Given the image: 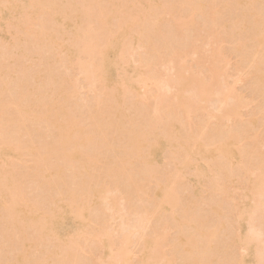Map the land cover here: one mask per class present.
Returning a JSON list of instances; mask_svg holds the SVG:
<instances>
[{"label":"bare ground","instance_id":"1","mask_svg":"<svg viewBox=\"0 0 264 264\" xmlns=\"http://www.w3.org/2000/svg\"><path fill=\"white\" fill-rule=\"evenodd\" d=\"M193 24L199 38L202 24L214 39L209 81H193L179 67L192 44L188 26ZM230 41L241 63L254 48L264 47V0H0V264H86L83 255L97 242L101 264H130L135 254L127 235L117 245L107 233L89 229L94 217L100 218L91 206L110 199L117 207L113 188L139 214L140 224L155 210L172 213L157 219L152 232L170 226L174 250L184 256V264L221 258L231 264H264V235L257 236L256 230L261 222L253 219L264 203V175L247 182L235 234L234 224L229 234L224 221L225 212L235 209L231 202L212 194L205 205L196 206L193 199L205 179L220 192L235 182L240 169L232 167L245 164L246 157L245 148L237 152L240 134L220 129L219 141L181 136L183 116L198 113L214 94L225 99L218 59L220 44ZM142 46L146 51L135 54ZM158 55L170 59L174 74L145 70L144 62ZM263 65L264 52L251 76L262 91ZM74 72L82 85L100 93L87 109L95 130L81 118L88 101L78 91ZM151 83L157 93L153 119H148L142 90ZM170 93L178 99L172 109L179 111H172L166 122L160 111ZM225 103L226 116H235ZM104 115L117 118L107 121L115 125L113 136L103 127ZM136 115L144 117L142 127ZM121 131L127 139L123 149L115 143ZM164 151L172 154L175 170L170 173L156 165ZM26 157L35 164L31 179L17 173ZM135 163L150 173L138 178L133 171L123 179V171ZM65 169H76L69 187ZM164 237L147 240L137 263L160 264ZM236 244L246 250L245 257L233 252ZM226 253L230 259H224Z\"/></svg>","mask_w":264,"mask_h":264},{"label":"rangeland","instance_id":"2","mask_svg":"<svg viewBox=\"0 0 264 264\" xmlns=\"http://www.w3.org/2000/svg\"><path fill=\"white\" fill-rule=\"evenodd\" d=\"M169 17L170 16L166 15V18ZM192 19L194 20V17ZM188 28L192 33L193 40L189 51H186V53L181 56V63H179V67L183 68L184 74L191 78V80L193 81H209L212 77V69L215 63L213 61V52L215 46L213 45L214 39H212L211 37V29L206 28L202 26V24H200V28L202 29L201 34L203 35V38H199V32L195 31L196 25L193 24L191 26H188ZM215 30H219V27H216ZM221 37L222 35L219 38ZM230 44L231 41L220 44L221 58L218 59V65L222 69V75L220 76V78H218V81L220 82V86L225 91L224 100L227 99L228 103H230L228 104L229 108H234L235 116L233 114L230 117L226 116V114L224 113V107L226 106L225 102L227 101H224L223 98L219 95L214 94L211 96L209 103L204 105V108L202 107V109L198 113H191L189 115L183 116V123L181 124V136L186 138L190 135L195 136L196 139L206 138L219 141L220 136H218V131L220 129H225L226 131L240 134L239 141L235 140L237 146L236 148L238 150L237 152L242 151V148H245L246 157H244L245 164L240 165L238 164V162H235L234 167H232V169L235 170L240 169L239 173L234 174L233 176L235 182L230 181L232 185L228 186L227 191L220 192L216 190L213 191V185L209 182L208 179H205V184L200 187L201 193L197 197L193 196L196 206L205 205V203H207V201L209 200L210 195L212 194L216 195V198H226L229 202H231L232 207L234 206L235 209H232L230 207L231 205L229 204V209H232V211L230 212L229 210L230 213H228L227 210L228 214L225 212L226 218L224 219V221L228 223V232H233L231 228L233 227L232 224H234L233 229L235 230V234L238 231V227L235 228V220L238 215L237 207L240 205L239 200L244 198L243 196L246 193L247 182L264 175V163H262V161H264V91L257 88V85H255L256 81L254 80V82L253 78L251 79L252 73L255 71L256 62L260 60L261 54H263L264 52V47L254 48L256 49L255 51L254 49H252L254 53L252 52V55H250V58H248L249 60L241 63L240 56L233 51V47ZM195 50H198V52H195ZM145 51V47L142 46L141 48L137 49L135 54H143ZM135 59L137 60V58ZM144 64L145 70H151L152 72L160 74L163 77L174 74V65L171 63L168 57H162L161 55H158L156 60H148L147 62H144ZM262 68H264V65ZM73 77L79 83L78 91L80 95L88 101L86 108H84L81 112V118L84 121V125L88 129L95 130V128L97 129V126L92 122V120L87 118V109H89V106L91 107L92 105H95L94 98L100 93L90 90L85 85H82V77L78 73L74 72ZM156 93L157 87L155 83H151L148 88L142 90L143 99L147 107V115L144 116H146V118L148 119H153L154 116L153 108ZM177 103L178 99L175 97V93H170L166 97L164 104L161 107L162 110L160 111L162 118L166 122L168 120L169 114H171L172 111H179L177 109H172L173 107H177ZM72 106L75 107L74 105ZM135 117L137 121L136 124H140V127H142L144 117L139 115H136ZM105 118L107 119L102 120V123L104 124L103 127L107 131L108 136H113L115 125H113V123H107V121L111 119L114 123H116L117 118L115 116L108 117L104 115L102 119ZM252 119L256 120V122H252ZM122 134V131L116 133L115 143L123 149L127 143V139L121 137ZM190 143L192 144L191 141ZM89 149L91 154H93V146H91V148ZM177 151L179 150H176V152ZM163 155L164 159L159 164L158 162H156V165L161 167L162 171L170 173L171 171L175 170L173 165H171L172 154H170L169 151H164ZM174 156L176 157V155ZM34 165L35 164L33 163V158L26 157L20 164L17 173L20 176L31 179L32 177H34ZM244 167L246 168V170L244 169ZM75 171L76 169L64 170L65 185L67 187H69L72 181V178L69 177H71V173ZM133 171L138 178H141L142 174L143 177H145V175L150 173L148 169L139 165V163H135V168L131 165H128L126 167V170L122 173L123 179L127 178L129 175H132ZM67 187L65 188V190L69 189ZM112 195L119 198L116 208L113 207L110 199L103 200L101 204L98 203L97 205L91 206V209L94 212L96 211L97 216L100 217L97 219L94 217L93 220L94 213L93 211L91 212L93 215L91 216L93 222L89 227L91 231L98 234L103 232L107 233L111 236V238H113V243L117 245H119L123 237L127 235L132 241L131 252H134L135 254L133 255V258H131L130 264H138L137 262H139L141 258L139 256L141 255L140 252H142L143 246L147 242V240L156 236L164 237L163 235L165 234L166 237L164 238H166V240H164V242H161L162 248H160L158 252V255L160 257L159 260H161L160 264H184V256H180L181 254H178L180 252H178L177 249L174 250L175 247L172 244L171 238H173L174 236L173 229H171L170 226H165L163 224L162 226H160V228H158V232L156 233V235H154L155 233L152 232L157 219L165 215H169L170 217H172V213L165 214L160 209L155 210L151 212V216L149 217V219L147 218V220L143 224H140L139 214L137 212H133L130 209L125 197L123 198L120 193L114 188ZM192 200L188 201V203H191ZM263 201L264 200H262V202ZM260 204L261 203H259V205ZM223 207L228 209V204L227 206L223 204ZM257 208L258 212H255L257 213L256 217H254V213L253 219L256 218V221L261 222H257V226L255 224L256 230L258 231V236L259 232L264 235V228H262L261 232V227L264 226V203H262ZM178 210H180V208L175 209V212H179ZM229 220L231 221L229 222ZM255 220L253 221V224L256 223ZM168 221L167 223H169ZM215 221L216 219L212 222ZM258 225L260 226V230L257 229V227L259 228ZM119 238L122 239L120 240ZM263 239L264 236H262V240L260 239V241L264 242ZM235 248L236 249L233 250V252L237 254V257L239 259L247 255V252H245L246 250H243L240 245L236 244ZM175 252H177V254ZM228 254L230 255V253ZM262 254H264L263 251L261 253V258L262 256H264ZM222 255H224V259L226 256H228L227 253ZM83 256L88 258L86 264H101L100 258L102 256V249L99 246V242H97V245L95 244L91 251L85 253ZM167 256L170 257V259H168ZM225 262H223V259L221 258V261H218L217 263L213 262L212 264H224ZM228 262H230L231 264V259L228 260ZM228 262H226L225 264H227Z\"/></svg>","mask_w":264,"mask_h":264}]
</instances>
